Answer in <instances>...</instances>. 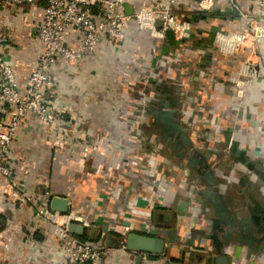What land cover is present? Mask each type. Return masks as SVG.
I'll list each match as a JSON object with an SVG mask.
<instances>
[{"label":"crops","instance_id":"0c3cea01","mask_svg":"<svg viewBox=\"0 0 264 264\" xmlns=\"http://www.w3.org/2000/svg\"><path fill=\"white\" fill-rule=\"evenodd\" d=\"M258 1L212 0L203 10L198 0H178L174 15L191 24L183 41L168 32L170 39L154 42L132 29L120 45L105 43L78 64L54 67L43 94L68 132L30 116L22 122L8 164L15 183L32 199L0 196V264H61L58 241L33 214L37 206L50 207L53 197L67 199L68 208L80 213L89 224L85 233L96 228L95 241L129 232L165 241L163 255L140 257L117 248L110 256L116 264H217L211 242L199 234L192 239L195 231L211 228L212 206L198 194L207 184L185 168L188 157L182 163L158 140L160 130L152 125L150 109L164 97L157 91L164 85L174 92L182 126L201 151L219 152L222 132L233 129L232 141L246 151L255 171L212 154L209 161L219 165L213 174L220 181L217 191L238 218L263 221L264 183L256 172L264 173V44L261 79L240 99L232 97L228 80L236 75L235 59L217 55L212 44L216 31L241 26L238 13H257ZM44 6L0 0V51L20 85L41 52L34 26ZM8 117L9 108L0 106V120ZM254 250L228 245L221 256L227 264H264V251Z\"/></svg>","mask_w":264,"mask_h":264},{"label":"built area","instance_id":"2783aa9c","mask_svg":"<svg viewBox=\"0 0 264 264\" xmlns=\"http://www.w3.org/2000/svg\"><path fill=\"white\" fill-rule=\"evenodd\" d=\"M16 5H39L45 3L42 21L35 24L34 32L41 45L37 63L28 74L24 85H20L17 73L5 61L0 51V106L9 108L8 120H0V196L18 202L30 203L32 197L22 185L13 179L8 164L11 149L22 122L34 117L43 126L55 127L62 133L67 127L46 105L44 89L52 81L53 69L58 63L78 64L105 43L120 45L132 29L146 33L154 42L163 41L170 32L175 41H183L191 30L189 22L179 21L172 8L178 0H163L161 5L148 0H5ZM209 5L212 0H198ZM132 8L125 12L124 5ZM239 26L236 30L216 31L212 44L219 56L232 57L237 72L228 80L232 86V97L242 98L245 89L260 81L258 66L263 59L260 50L264 44V0L258 1L255 14L238 13ZM160 22L161 27L156 26ZM70 37L74 45L68 44ZM35 221L48 225L52 236L60 245L61 264H116L111 255L116 249L127 250L124 240L119 239L116 248L104 242L81 241L68 231L71 224L89 227L80 213L69 207L65 213L50 207L33 208ZM133 253H137L132 251ZM141 253V252H140ZM146 257V253L139 254Z\"/></svg>","mask_w":264,"mask_h":264},{"label":"water","instance_id":"95a60500","mask_svg":"<svg viewBox=\"0 0 264 264\" xmlns=\"http://www.w3.org/2000/svg\"><path fill=\"white\" fill-rule=\"evenodd\" d=\"M124 7L126 14L131 15L132 8L127 4ZM156 26L161 27V23L157 22ZM161 87L158 86L157 91L162 93L164 97L158 100L156 105L150 109L153 116L152 125L160 130L158 140L160 142L169 140L165 143L166 147L182 163L185 157H188V162L184 166L188 171H195L200 184H207L198 194L212 206L213 210L212 218L209 220L211 223L209 232L207 233L206 230L195 231L192 239L195 234H199L204 240L210 241L216 253L217 264H227V258L221 256V250L228 245L246 246L248 253L255 248V252L262 253L264 251V218L263 221H254L251 219L252 216L250 218H238V211L234 209L231 202L226 201L223 195L217 191L220 181L214 178L213 174H215V169L219 165L209 161L211 155L217 153L212 152L209 148L201 151L198 142L193 141L186 134L180 119L183 111L179 110L178 105L175 104L174 92L167 89L165 85L163 90H161ZM232 130L227 129L222 132L228 157L235 163L247 167L248 170L255 171V164L246 159V151L244 149L239 150V143L232 141ZM256 173L264 183V173ZM50 208L53 211L65 213L68 209V201L65 198L53 197ZM68 231L72 235L81 236L85 233V228L82 225L71 224ZM86 235L89 239H97L96 228L90 227ZM119 242L118 238L111 236L105 240L106 246L110 248L118 247ZM124 243L129 251L153 255H163L165 252L163 238L129 232L125 235ZM193 246L191 241L190 247Z\"/></svg>","mask_w":264,"mask_h":264},{"label":"flooded vegetation","instance_id":"af4514ba","mask_svg":"<svg viewBox=\"0 0 264 264\" xmlns=\"http://www.w3.org/2000/svg\"><path fill=\"white\" fill-rule=\"evenodd\" d=\"M216 138H215V135L213 136V138L212 139H210V140H215ZM169 140H166V141H164V140H162V142H164V143H167ZM168 148V147H167ZM210 150H212V152H215V153H217V154H220L219 156L220 157H225V158H227L228 157V155H227V149L225 148V146H224V143H221V146H220V150H219V152H217V151H215V150H213V149H211L210 148ZM229 158V157H228Z\"/></svg>","mask_w":264,"mask_h":264},{"label":"trees","instance_id":"16d2710c","mask_svg":"<svg viewBox=\"0 0 264 264\" xmlns=\"http://www.w3.org/2000/svg\"><path fill=\"white\" fill-rule=\"evenodd\" d=\"M166 36H167L168 39H170L169 36H168V32L166 33ZM76 238H78V239L81 240V241H85V240H93V239H89V238L87 237L86 233H84V234L81 235V236H76Z\"/></svg>","mask_w":264,"mask_h":264},{"label":"rangeland","instance_id":"374dc122","mask_svg":"<svg viewBox=\"0 0 264 264\" xmlns=\"http://www.w3.org/2000/svg\"><path fill=\"white\" fill-rule=\"evenodd\" d=\"M67 132H68V130H67ZM128 234V233H127ZM105 236H107V234L105 235ZM125 239V235H121L120 237H118V239Z\"/></svg>","mask_w":264,"mask_h":264}]
</instances>
